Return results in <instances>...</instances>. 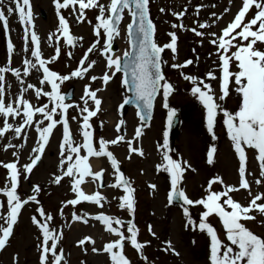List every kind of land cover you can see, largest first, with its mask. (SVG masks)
Wrapping results in <instances>:
<instances>
[{"label":"snow or ice","instance_id":"6c2138e0","mask_svg":"<svg viewBox=\"0 0 264 264\" xmlns=\"http://www.w3.org/2000/svg\"><path fill=\"white\" fill-rule=\"evenodd\" d=\"M54 3L59 18L58 30L63 34L64 43L69 46L74 45V38L69 34V24L65 16L61 14V10L71 9L76 13L77 21L80 22L84 17L85 9H98L94 26V35L97 39L83 53L77 62V67L68 74H58L56 71L50 70L47 66L48 62L42 58L38 47V37L32 28L30 0H9L8 5H5V0H0V27L7 34L10 31L9 19L16 16L23 26V39L26 45L22 71L20 68H11L10 64L7 67L0 66V125H2L0 126V138H4L5 134L10 131L16 139L21 140V143L15 145L9 140L5 146L6 149L8 147L23 148L28 138V128L34 129L38 134V141L31 149L33 156L30 162L19 165L17 159L14 162L3 164V167L8 170L3 190L7 206L3 212H0V221H3L0 224V250L4 249L9 242L22 206L34 202L38 205L36 209L38 215H33L31 219L41 234L38 237V247L41 249L40 264H63V251L58 247V241L62 239V236L56 234V228L50 223L54 221V217L43 208L37 199V194L41 191L40 186L33 185L32 194L25 198L17 193L19 178L24 176L27 179L33 168L41 161L50 135L59 125L62 127V143L59 145L60 164L64 167L61 174L55 176L54 182L59 183L62 177L69 178L71 191L75 194V198L67 200L65 206L75 208L81 202H89L99 207L100 211L90 218L102 223L106 231L115 237L103 246V251L109 254L110 264H131L124 251L126 246L136 250L144 264H150L148 257L144 255V249L150 246V242L139 241L138 226L132 218L135 215L134 189L129 186V180L120 171V166L113 153L108 150V145H117L118 142L124 141L128 144L129 153L135 152L143 155V151L134 148L133 142L126 141L122 135H118L111 141H106L101 137L97 147V141H95L91 130V120L97 116L102 103L97 95L102 89L100 87L93 89L91 83L99 80L101 85L106 88L116 74L123 70V83L133 95L124 99L120 107L123 108L125 104H135L136 115L141 122L151 120L155 97L162 94V107L167 110V126L163 131V143L158 145V148H163L165 151L162 153V163L157 168L166 172L170 177V191L167 194L169 204L174 198L182 200L183 204L187 206L183 208V216L187 221L186 226L193 230L198 227L201 232L206 231V234L211 238L210 264H264V238L254 234L241 222L255 220L256 217L253 213L256 211L264 216V194L257 193L255 196H251L246 206L241 205L234 201L230 195L231 192L238 190L236 187L224 185L220 191L213 189L215 183L223 185V180L219 176L213 177L208 182L205 195L196 200L189 198L186 192L180 188L186 167L190 166L186 161L174 159L169 154V131L167 129L172 127L176 110L169 106L168 100L170 94L175 91V85L167 80L163 72L162 66L167 62L162 59L161 55L165 49L171 50L173 54L177 53L178 37L176 32L169 31L167 35L170 37V42L158 46L154 40L155 25L150 18V0H110L107 5L100 4L98 0H62V2L54 0ZM203 7V5L196 6L197 15ZM125 10L131 17V21L126 25V30L133 51L123 53L125 59L122 63L121 57L106 54L111 50L114 37L119 35V25ZM160 11L163 12L164 9H160ZM186 11L185 9L181 12H173L172 15L179 21L186 15ZM229 11L230 8L224 9V13ZM250 13L251 18L248 19ZM210 15L214 18L211 23L200 22L197 19L190 29H185L182 23H172L171 28L190 30L196 37L201 38V46L203 38L206 35L209 36V43L216 49L217 60L215 63L222 75L218 76L212 70L205 73L203 78L185 74L182 70L194 63L192 59H187L182 64L172 63L170 67L181 69L180 75L183 80L191 83V95L198 99L206 110V130L212 141L217 139L215 125L218 114L222 113L227 135L234 146V152L238 154L239 188L248 190L251 194V187L246 179V148L255 150L257 153L256 159L261 169L260 175L264 177V0H242L234 18L220 33L205 31L222 18L216 12H212ZM101 30L103 31L101 32ZM29 37L31 44L27 46ZM101 40H103V45L98 47L101 45ZM6 48L9 54L13 53L14 45L10 40L7 42ZM60 52V47H56V55L51 59H58ZM93 52L105 59L106 70L99 77L89 75L98 63L97 60L90 59V54ZM29 53L30 58H28ZM67 55L70 59L72 58L71 52H68ZM173 59H175V55ZM233 63L236 71L231 70ZM33 70L40 87L28 83L25 79L32 75ZM8 71H11L20 89L16 96L10 98L5 95V73ZM129 76L131 80L128 79ZM73 78L89 79L91 82L84 85L83 94L80 97L81 103L66 102L67 95L61 93V84ZM211 81L219 82V95L213 89ZM48 86H50V90H46ZM8 87L10 88L11 85L9 84ZM32 90H34L37 99L36 105H33L25 97V93H30ZM233 90L240 97L239 108L235 112L229 111L225 107ZM42 98H47V102L39 103ZM89 101L92 103L90 104ZM70 109L76 111V115L69 117ZM17 118L19 119L16 123L10 122V119L16 121ZM70 121L76 122L82 142H76L75 137L70 134ZM120 128L121 125L118 124V132ZM141 134V128H137L135 136L138 138ZM215 152V146L210 145L207 151L208 164H213ZM90 157H106L111 162L115 182L108 185L101 183L98 187L123 190V194L114 197V199L118 201L120 210L127 211L129 219L124 220L105 214L104 205L111 201H108L101 191L85 194L81 189V184L86 176H91L93 181H97L101 180L104 175V169L99 171L90 169L88 163ZM193 171L195 170L193 169ZM255 183L260 185L262 181L257 179ZM150 187L156 188L155 185H150ZM195 205H200L204 209L198 221L192 218L189 211V208ZM0 207L3 205L0 204ZM60 214H63L62 208ZM213 214L221 221L226 241L230 244L222 242L214 227L207 222L208 217ZM88 215L86 212L80 214L73 211L72 219L88 223V219L85 218ZM148 231L155 236L152 233L151 225H148ZM90 239L85 238L78 243L84 245L85 240L90 241ZM164 243L167 245L165 250L175 252L171 248L170 241ZM92 251L97 252L98 249L93 246ZM175 254L178 255V253Z\"/></svg>","mask_w":264,"mask_h":264},{"label":"rangeland","instance_id":"374dc122","mask_svg":"<svg viewBox=\"0 0 264 264\" xmlns=\"http://www.w3.org/2000/svg\"><path fill=\"white\" fill-rule=\"evenodd\" d=\"M8 2L9 0H5V5H8ZM98 2L107 5L110 0H98ZM241 3L242 0H231V3L230 0H150L149 6L150 18L155 25V42L158 46L170 42V37L167 35L169 31H175L178 37L177 53L173 54L171 50L165 49L161 55L162 59L167 62L162 66L163 72L167 80L175 85V91L170 94L168 103L171 108L179 113L181 118L173 150L169 149V154L174 159L186 161L187 165L190 166L186 167L180 188L186 192L189 198L196 200L205 195L208 182L213 177L219 176L223 180V185L215 183L213 189L220 191L224 185L236 187L238 190L230 193L232 199L246 206L251 196H255L257 193L264 194V177L260 175L261 169L256 159L257 153L255 150L245 149L246 179L251 187L250 194L248 190L239 188L238 154L234 152V146L227 135L222 113L218 114L215 125L217 139L212 141L206 130V110L198 99L191 95V83L183 80L180 75L181 69L170 67L172 63L182 64L185 60L192 59L194 63L182 70L185 74L203 78L205 73L212 70L218 76L222 75L215 63L217 60L216 49L209 43L210 37L206 35L201 46V38L196 37L190 30L172 29L171 24L182 23L185 29H190L197 19L200 22L211 23L214 18L210 14L216 12L222 18L217 20L213 27L205 31L207 33H220L232 21ZM197 5L204 6L200 9L198 15ZM212 5H215V7H212ZM30 7L32 11V28L37 34L38 47L42 53V58L48 62L47 66L50 70H54L58 74H68L77 67V62L83 56V53L97 39L94 35V26L98 9H85L84 17L80 22L77 21L75 18L76 13L72 12L71 9L61 10V14L68 21L69 34L74 38V45L69 46L64 43L63 34L58 30L59 18L54 0H30ZM76 8H78V5H76ZM225 8H230V11L224 13ZM160 9H164V11L161 12ZM185 9L187 10L186 15L182 20L178 21L172 15L173 12H181ZM247 18H251V13ZM130 21L131 17L128 16L127 10H125L119 25V35L112 40L111 50L106 55L122 58L123 53L128 51L126 25ZM9 29L10 31L6 34L3 28L0 27V66L7 67L10 64L11 68H20L22 71L23 59L26 56L24 52L26 45L23 39V26L16 16L9 19ZM9 40L14 45L12 54H9L6 48ZM30 44L29 37L27 46H30ZM102 45L103 40H101V45H98V47ZM56 47H60L61 52L58 59L52 60L51 58L56 55ZM68 52L72 53L71 59L67 55ZM174 55L175 59H173ZM28 58H30V53ZM90 59H95L98 63L89 75L99 77L106 70L105 59L95 52L90 54ZM231 70H237L234 63ZM25 79L28 83L40 87L34 70L32 75ZM89 83H91L89 79H70L61 84V93L63 94L69 86H73V99L67 102L81 103L80 97L83 94L84 85ZM9 84L11 85L10 88L8 87ZM211 84L217 95H219V82L211 81ZM91 87L102 89L99 92L102 93L100 110L97 116L91 120V130L95 141H97L96 146L98 147V140L101 137L106 141H111L118 135H122L126 141L129 136V140L133 142V147L143 151V155L135 152L129 153L128 144L124 141L118 142L117 145H108V150L116 158L120 171L129 180V186L134 189L135 215L132 218L138 226L139 241L150 242V246L144 249V255L148 257L150 264H210L211 238L206 234V231L201 232L198 227L193 230V228L186 226L187 221L183 216V208L187 207L186 205L175 206L169 204L167 194L170 191V177L166 172L157 168L162 163V153L165 151L163 148H158V145L163 143V131L167 126V110L162 107V94H158L155 98L151 120L143 123L136 115L135 108H129L125 115H122L119 110L123 100L128 96L121 72L116 74L106 88L101 85L99 80L91 83ZM46 90H50V86ZM19 91L18 83L11 71L6 72V97H14ZM25 97L33 105L37 104L34 90L25 93ZM45 102H47V98H42L39 101L41 104ZM109 103L112 106L111 111L105 109ZM239 103L240 97L233 90L225 107L227 110L235 112L239 108ZM112 113L115 114V117L109 121L108 115ZM74 115H76V111L70 109L69 117ZM18 119L16 121L10 119V122L16 123ZM118 124L121 125L119 132L117 131ZM137 128H141L142 131L141 136L138 138L135 136ZM77 129L76 122L70 121V134L79 143L82 142V136ZM167 130L169 131V129ZM27 136L23 148L8 147L6 149L5 146L9 140L15 145L21 143V140L16 139L10 131L5 134L4 138H0V204L3 205V207H0V212H3L7 206L3 190L6 185L8 170L3 167V164L14 162L17 159L19 165L30 162L33 156L31 149L38 141V134L34 129L28 128ZM61 143L62 127L58 125L53 134L50 135L49 143L45 147L41 161L33 168L27 179L24 176L19 178L17 193L25 198L27 195L32 194L33 185L40 186L41 191L37 194V199L43 208L54 217V221L50 223L56 228V234L62 236V239L58 241V247L63 251V264H110L109 254L103 251V246L115 237L106 231L102 223L90 218L100 211L99 207L89 202H81L75 208L65 206L67 200L75 198V194L71 191L69 178L62 177L59 183L54 182L55 176L60 175L64 167L60 164L59 145ZM210 145H214L216 148L213 164L207 163V151ZM92 159L100 162L98 170L104 169V175L101 180L97 181H93L91 176H86L81 184V189L85 194H94L96 191H101V194L108 201H111V203H105L104 205L103 211L105 214L124 220L129 219L127 211L120 210L118 201L114 199V197L121 196L123 190L112 187H98L101 182L104 185L115 182L111 162L106 157H90L88 163L92 171L93 168L90 162ZM257 179L262 181L260 185L255 183ZM150 185H155L156 188L152 189ZM37 207L38 205L34 202L22 206L17 223L14 225L13 234L10 236L5 248L0 251V264H17V261L18 264H40L41 249L38 247V237L41 234L31 219L33 215H38L36 213ZM61 208L63 209L62 215L60 214ZM73 211L80 214L88 213L89 215L85 217L88 219V223H84L83 220L74 221L72 219ZM189 211L192 218L198 221L204 209L200 205H195L191 206ZM253 214L256 217L255 220L241 222L254 234L264 238V216H261L258 211ZM207 222L214 227L222 242L230 244L226 241L222 223L215 214L208 217ZM2 223L3 221H0V224ZM148 225H151L152 233L155 236L149 233ZM85 238L91 239L90 241L85 240V244L80 245L78 242ZM166 241L171 242V248L175 252L165 250L167 245L164 242ZM93 246L98 249L97 252L92 251ZM124 251L131 264H144L142 258L132 247L126 246ZM175 253H178V255Z\"/></svg>","mask_w":264,"mask_h":264},{"label":"water","instance_id":"95a60500","mask_svg":"<svg viewBox=\"0 0 264 264\" xmlns=\"http://www.w3.org/2000/svg\"><path fill=\"white\" fill-rule=\"evenodd\" d=\"M129 45H130V51H129V52H132V51H133V47H132V44L130 43V41H129ZM123 59H125V58L123 57ZM122 63H123V60H122ZM122 72H123V70H122ZM123 76H124V73H123ZM128 79L131 80V77L129 76ZM126 89H127V91L130 93V96H132L133 93H132L127 87H126ZM65 94L67 95V99L72 98V96H73V88L70 87V88L68 89V91H67ZM130 96H129V97H130ZM130 106H134V107H136L135 104H125V105H123V108H121L122 113L124 114V113L126 112V110H127ZM146 122H148V121H146ZM179 124H180V119H179V116L176 114V115L174 116V118H173V124H172V127L170 128V135H169V144H170V148L173 147L174 137H175V134H176L177 129H178V127H179ZM182 202H183L182 200H180V199H175V198H174L173 201H172V203H174V204H182Z\"/></svg>","mask_w":264,"mask_h":264},{"label":"bare ground","instance_id":"6f19581e","mask_svg":"<svg viewBox=\"0 0 264 264\" xmlns=\"http://www.w3.org/2000/svg\"><path fill=\"white\" fill-rule=\"evenodd\" d=\"M96 69H97V68H96ZM101 96H102V93H99L98 98H100ZM100 99H101V98H100ZM91 103H92V102H91ZM91 103H90V104H91ZM105 109H106L107 111H111L112 106L110 105V103H109V105H108L107 107H105ZM114 117H115V114H114V113L109 114V115H108V119H109V121L112 120V119H114ZM127 139L129 140L130 137L128 136ZM150 148H151V146H150ZM47 151H48V150H47ZM151 151H152V153H154L153 149H151ZM152 156L155 157L153 154H152ZM90 162H91V166H92L93 170H94V171H97L100 162H99V161H96L95 159H92ZM147 162H148V161H147ZM86 190L88 191V189H86Z\"/></svg>","mask_w":264,"mask_h":264}]
</instances>
